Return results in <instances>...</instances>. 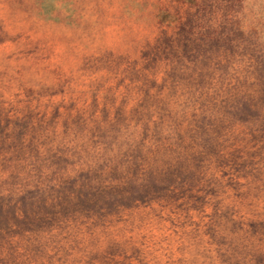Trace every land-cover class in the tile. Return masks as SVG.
<instances>
[{
    "label": "rangeland",
    "instance_id": "obj_1",
    "mask_svg": "<svg viewBox=\"0 0 264 264\" xmlns=\"http://www.w3.org/2000/svg\"><path fill=\"white\" fill-rule=\"evenodd\" d=\"M30 182L0 264H264V0H0V194Z\"/></svg>",
    "mask_w": 264,
    "mask_h": 264
},
{
    "label": "trees",
    "instance_id": "obj_2",
    "mask_svg": "<svg viewBox=\"0 0 264 264\" xmlns=\"http://www.w3.org/2000/svg\"><path fill=\"white\" fill-rule=\"evenodd\" d=\"M18 155H20L19 152ZM60 161L61 159L56 160V162ZM10 171L11 175H15V177H17V174H15L13 169H11ZM69 180L70 177L66 175L62 176V179L58 182L63 186L64 189V196L62 197L59 195L60 200L62 201L60 204L66 203L67 197L65 196L67 195V192L72 189V184H69ZM31 183L32 182H30V185L25 183L21 184V194H13L11 190L6 194H0V219L3 218V222L0 221V227L3 224L4 226H7L13 221H16L20 226L30 228L35 224H38L41 220H44L46 218V215L49 214L51 210H53L51 203L47 202L48 196H46L45 201V196H42V194H40V190L42 189V187L36 183L34 187H31L33 185ZM23 185L25 186L23 187ZM54 185L55 184L51 186L54 187ZM43 198L44 202L41 203ZM52 198L50 201H52ZM29 205H31L30 209H28Z\"/></svg>",
    "mask_w": 264,
    "mask_h": 264
}]
</instances>
